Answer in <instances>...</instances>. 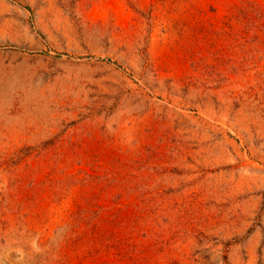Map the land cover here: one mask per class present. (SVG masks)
<instances>
[{
	"label": "rangeland",
	"instance_id": "374dc122",
	"mask_svg": "<svg viewBox=\"0 0 264 264\" xmlns=\"http://www.w3.org/2000/svg\"><path fill=\"white\" fill-rule=\"evenodd\" d=\"M0 264H264V0H0Z\"/></svg>",
	"mask_w": 264,
	"mask_h": 264
}]
</instances>
